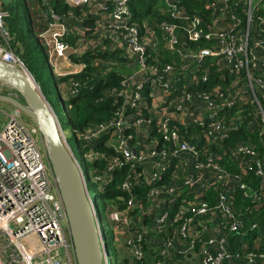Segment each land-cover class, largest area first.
I'll use <instances>...</instances> for the list:
<instances>
[{"label": "built area", "instance_id": "built-area-1", "mask_svg": "<svg viewBox=\"0 0 264 264\" xmlns=\"http://www.w3.org/2000/svg\"><path fill=\"white\" fill-rule=\"evenodd\" d=\"M2 1L0 60L25 68L11 47ZM65 1L99 11L101 35L94 36L99 44L94 37L90 40L91 49H102V38L112 40L109 47L121 49L133 68L125 74L121 87L113 89L119 103L115 116L77 133L88 148L81 159L93 164L79 162L83 172L85 169V176H91V170V178L103 189L122 166L128 167L121 181L123 189L131 192L136 184L151 186L155 200L141 198L143 210L138 214L133 213L137 205L133 192L125 209L110 213L118 233L153 216L150 230L154 234L148 236L153 247L144 250L147 238L135 226L125 237L127 251L137 260L154 253V264H231L236 255L229 235L238 233L249 217L234 212L233 192L240 187L253 201L262 197L239 174L229 173L215 162L217 153L212 147L206 146L205 153L203 147L189 143L179 126L193 124V140H203L205 135L211 145L222 147L244 125L249 130L260 127L264 141V79L256 73L264 64V16L256 17L264 0H201L200 12L195 9L199 0H159L163 15L170 20L158 23L137 19L140 16H135L132 0ZM51 15L55 21L42 35L53 64L57 57L70 60L69 52L74 50L67 36L78 33L54 10ZM78 36L83 42L84 37ZM203 41L211 46L191 47ZM165 56L170 62H163ZM85 66L76 63L78 70L58 74H78ZM213 79L211 89H198ZM70 87L72 95L79 93V81L71 80ZM5 114L7 120L0 131V264H77L66 209L41 132L35 124ZM101 145L111 152H102ZM224 151L242 169L261 177L264 185V160L254 143L238 141ZM204 154L206 158L201 157ZM170 175L176 181L167 182ZM212 184L220 189V201L208 207L203 197ZM91 199L99 216L97 197ZM209 208L222 213L224 226L215 218L201 219L209 216ZM249 222H254L252 228L261 224ZM99 226L105 264H114L105 229L100 222ZM30 234L38 236L39 246L24 241ZM174 254L183 261H173ZM245 261L264 264V252L250 253Z\"/></svg>", "mask_w": 264, "mask_h": 264}, {"label": "trees", "instance_id": "trees-1", "mask_svg": "<svg viewBox=\"0 0 264 264\" xmlns=\"http://www.w3.org/2000/svg\"><path fill=\"white\" fill-rule=\"evenodd\" d=\"M195 4L196 11L200 12L201 0L197 1ZM131 5L135 16H140V18L137 17L140 21L147 20L149 22L158 23L166 19V16L163 15V11L160 9L159 0H132ZM1 6L7 12V16L5 17V27L9 32V41L14 53L21 59L26 68L31 72L35 80L40 85L48 101L57 113L62 129L64 131L67 129H69L68 131H71L68 143L79 162L82 165H85L86 163L82 159H79L76 154L72 142H74L78 147L81 158L82 152L84 150L86 151L88 148L86 143L77 136V133L92 124L108 121L115 116L119 103L116 102L113 89H119L121 87V81L123 80L125 74L130 70L127 69L128 58L122 56L123 51L121 49L109 47L110 41L107 38H102V49L93 48L74 54L72 56L73 60L79 63H85L86 66L78 74L61 76V78L69 80L70 82L71 80L79 81L80 85L79 93L71 96L69 100L63 104L65 116H62L57 111L48 89L49 78L47 76V67L49 66V48L42 34L47 30L49 24L52 21H55L51 15V10H54L55 14L59 16L61 20H65V18L68 17H74L77 20H84V29L78 30L75 28L76 33L81 34L84 38L89 37V39H93L94 36L101 35L98 34L100 32L97 29L100 12L95 10L92 6H72L65 0H49V4H46L45 0H3L1 2ZM194 7H192V9ZM258 15L264 16V8L257 10L256 17ZM70 28L74 29L73 26H70ZM68 40L73 43L70 38ZM0 41H3L1 37ZM207 42L208 41L193 43L191 47L197 50L201 47L211 46V42ZM162 60L163 62H170L171 58L169 56H165L162 57ZM256 73L261 75L264 79V64L262 69L257 70ZM215 82L216 80L213 79L211 82L202 83L198 86V89L209 90L214 86L213 84H215ZM10 91L18 93L15 89L6 84H3L0 88L1 93H8ZM252 116L254 117V115ZM255 117H257L256 114ZM27 120L31 121L28 116ZM67 125L70 127L66 128ZM179 129L182 131V134L184 133L183 135H185L189 143H196L198 147H203L205 153L206 146L212 147V149H214L217 153L216 156H213L215 162L226 168L229 173L239 174L251 187V189L254 190V192L261 195L262 198L260 201H253L254 198L252 196L244 195V191L240 187L235 189L233 192L235 195L232 202L234 212L241 217H249L247 224L241 228L238 233L229 235L231 251L234 256L236 255V259H234L231 264H253L245 261L246 256L250 253L260 254L264 252V185L261 177H258L252 170L242 169L231 159L230 155L224 151V148L231 147L238 141H250L257 146L259 153L262 155L264 160V141L260 136V127H255L254 129L249 130L246 125L242 126L240 130L233 131L231 133L230 138H228L223 144L224 147L219 144L211 145L209 142L210 139L205 135L203 136V140H193L192 135L196 130L193 124L181 125L179 126ZM100 148L104 153L108 151L111 152L112 150L106 149L103 145H101ZM201 157L206 158L207 155L204 154ZM86 165L91 166L93 164L90 163ZM127 171V166H122L121 169H118L107 187L100 192V197L107 200L112 209L122 210L126 208L131 192H133L134 195L137 196L135 200L137 205H135L133 211L134 215H136L143 210L141 209L143 204L139 201L141 198H148V201L151 199L154 201L155 197L150 195L151 186L147 183H144V185L141 186L139 184L134 185L131 192L123 189L121 187V181L125 177ZM184 177H186V175H183V179ZM86 179L89 183L90 181H93L88 173H86ZM170 181H176L175 177L172 178L170 175V180L168 179L167 182ZM219 194L220 189H218L217 185L212 184L207 188L203 199L208 207L217 206V203L220 201ZM187 197L188 199L194 198L193 196ZM97 208L99 212V222L101 223V227L105 228L106 216H102L99 205H97ZM209 210V216H204L201 219L207 221L208 218H215L222 222L221 226H224L225 221L222 213L217 209L209 208ZM106 219V221H111L112 226L114 225L109 216H107ZM201 219H198L199 222H203ZM152 220L153 216H148L146 219L142 218L141 221L137 220L135 224L136 228L143 232L147 238L143 243L144 250H148L153 247L151 240L148 239L150 234H154V232H151L150 230ZM251 220L259 221L261 224H259L256 228H252V224L254 222H249ZM131 226L132 228L129 227L128 230L123 229L121 233L119 232L120 234L118 233V235L115 233L114 237H117L118 239L124 238L121 245H123L125 250L122 251V253H118L119 255L114 257V264H154V253L149 252L150 256L148 258L144 260H137L134 259L127 251L124 241L129 230L131 231L135 229L133 228L135 227L134 225L131 224ZM206 239L207 238H205V240ZM109 245L110 241L108 242V248L110 249ZM120 246L116 245V249H120ZM172 260L183 261L181 257H175V254L172 257Z\"/></svg>", "mask_w": 264, "mask_h": 264}, {"label": "water", "instance_id": "water-1", "mask_svg": "<svg viewBox=\"0 0 264 264\" xmlns=\"http://www.w3.org/2000/svg\"><path fill=\"white\" fill-rule=\"evenodd\" d=\"M65 22L79 30L84 29V20L68 17ZM0 81L21 96L0 92V105L20 110L41 132L66 209L76 263L105 264L102 232L87 179L79 160L63 137L57 113L26 67L0 60Z\"/></svg>", "mask_w": 264, "mask_h": 264}, {"label": "rangeland", "instance_id": "rangeland-1", "mask_svg": "<svg viewBox=\"0 0 264 264\" xmlns=\"http://www.w3.org/2000/svg\"><path fill=\"white\" fill-rule=\"evenodd\" d=\"M94 40L96 42H98L99 44V41H97L96 37H94ZM83 42L87 43L89 42V37L87 38H84L83 39ZM85 43V45H86ZM90 43V42H89ZM111 45L114 44V42L110 41L109 42ZM47 75L49 77H51V79L49 78V85H50V96H51V99L52 101L54 102L56 108H57V111L62 115V116H65V112H64V105L62 103V98L67 100V97L63 94V92L61 90L58 89V84L59 82L57 81L56 77H57V74H56V70H52L50 66L47 67ZM56 76V77H55ZM60 91V92H59ZM12 95H18L17 93H14L12 91L8 92ZM3 108L4 111H6L7 113H11V114H14V115H17L19 116L20 119H22L24 122L26 123H29V124H34L32 121H29L27 120V116L21 112L20 110L16 109L15 107H7V106H1ZM7 120V116L5 113H2L0 111V129L2 128V126L4 127V123L6 122ZM70 127V126H69ZM68 125L66 128H69ZM2 130V129H1ZM0 130V131H1ZM68 130L67 129L66 131H64L62 134H63V137L64 139L68 142V138H69V133H68ZM42 144V143H41ZM73 144V148L76 152V154L78 155L79 159L80 158V154H79V151H78V147L76 146V144L74 142H72ZM90 171V174L92 176V173H91V170ZM84 172L85 169H84ZM88 183V186H89V192H90V195H91V198L93 197V199L95 197H97V202L96 204L99 205V208H100V211H101V214L102 216H109L110 219H111V216H110V213L113 211V209L110 207L109 205V202L107 200H104V198L100 197V192H102L104 189H103V186L100 185L98 182L96 181H90V183L87 181ZM92 186H91V185ZM91 187V188H90ZM97 189V190H96ZM99 194V195H97ZM107 203V205H106ZM105 218V228H106V235H107V238L108 240L110 241V250H111V256L112 257H115L117 255H119L118 253H122V251H124V247L123 245H121L123 242V239L124 238H120L118 239L117 237H115V239H112V237L115 236V233L118 235V229L119 227L118 226H115L111 224V221H106L107 219ZM24 241H28V242H34L37 246L40 245V240L38 238V236L36 234H30L28 235L27 237L24 238ZM116 245H121L120 246V249H116ZM114 262H115V259L113 258Z\"/></svg>", "mask_w": 264, "mask_h": 264}, {"label": "crops", "instance_id": "crops-1", "mask_svg": "<svg viewBox=\"0 0 264 264\" xmlns=\"http://www.w3.org/2000/svg\"><path fill=\"white\" fill-rule=\"evenodd\" d=\"M74 31V30H73ZM79 33L78 34H76V35H74V34H71V35H69V36H67V40L70 38L72 41H73V43H71L69 40V42H70V44L72 45V47H73V50H74V52H69V56H70V60L69 59H65V58H59V57H57V59H56V61L53 63V64H51L50 62H49V66L51 67V69L52 70H56V74H57V77H56V79H57V81L59 82V84H58V89L59 90H61L62 92H63V94L67 97V100H69V98L71 97V96H73L72 95V91H71V87H70V81L69 80H64L63 78H61V76H59V72H64L63 70H68V71H70V72H74V71H76V70H78V67H75V64L76 63H79V62H76V61H74L73 60V58H72V56L74 55V54H77V53H81V52H84V51H86V50H89V49H91L92 48V46H91V41L90 40H92V39H89V42H85L86 43V45H85V43L84 42H82V41H80L79 40ZM77 47L76 48V50L77 51H75V47ZM125 66V65H124ZM134 67V66H133ZM127 69H130V70H132L133 68H132V65H127ZM70 75H72V74H70ZM48 76V75H47ZM48 78H50L51 79V77H49L48 76ZM49 82V81H48ZM4 83H2L1 81H0V88L2 87V85H3ZM50 84V83H49ZM48 84V86H49V91H50V85ZM60 92V91H59ZM67 100H65V99H63L62 98V103L63 104H65V102L67 101ZM0 111L2 112V113H7L6 111H4L3 110V108L1 107V105H0ZM5 124V123H4ZM2 128H3V126H2ZM1 128V129H2ZM0 129V130H1ZM105 229V231H106V228H104Z\"/></svg>", "mask_w": 264, "mask_h": 264}]
</instances>
